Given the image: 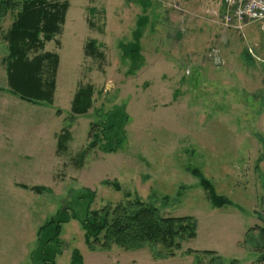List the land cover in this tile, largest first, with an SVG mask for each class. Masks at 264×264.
Segmentation results:
<instances>
[{"label":"rangeland","instance_id":"374dc122","mask_svg":"<svg viewBox=\"0 0 264 264\" xmlns=\"http://www.w3.org/2000/svg\"><path fill=\"white\" fill-rule=\"evenodd\" d=\"M66 1L58 41L39 50L59 56L52 106L10 91L4 35L13 16L0 20V264H32L40 226L69 201L82 212L75 195L84 188L95 193L92 210L130 195L163 216L193 217L196 235L174 256L153 257L148 246L90 249L71 220L62 225L56 264H68L73 248L83 264H210L216 257L196 250L214 251L220 260L213 264H264L250 244L251 228L264 221V62H225L218 38L231 27L217 13L220 1ZM143 16V65L131 70L120 45L132 41ZM87 86L91 107L72 120V97ZM118 107L128 117L123 146L86 151L90 122ZM65 129L69 140L57 150ZM200 178L229 204L214 207Z\"/></svg>","mask_w":264,"mask_h":264},{"label":"trees","instance_id":"16d2710c","mask_svg":"<svg viewBox=\"0 0 264 264\" xmlns=\"http://www.w3.org/2000/svg\"><path fill=\"white\" fill-rule=\"evenodd\" d=\"M68 6L66 0H0V20L9 15L13 16L4 35L9 52L6 68L10 91L20 99L33 104L52 106L59 56L57 52L39 50H43L46 42L57 40L56 36L61 33ZM146 19L145 16L140 17L133 31L132 41L120 45L123 57L130 60L131 70H137L143 65L140 39L144 33ZM95 45L93 39L88 40L85 52L93 51ZM30 52L37 53L31 56ZM92 90L91 86H87L74 93L68 111L72 120L86 114L90 109ZM59 113L61 110L57 109L56 114ZM127 121L126 113L118 107L101 117L99 122H90L86 151H117L125 142L124 126ZM68 132L69 130L65 129L62 134H57V150L63 149L69 140ZM200 180L208 192V200L214 207L229 204L227 199L211 191L206 180ZM21 187L35 192L45 190V187L39 186ZM94 194V191L87 188L82 189L75 195L76 204L79 200L83 201L80 206L82 212L75 211L72 207L73 201H69L66 207L58 209L40 226L37 231V246L31 254L32 264H56V256L60 253L62 225L71 220L80 224L85 244L90 249L108 251L115 246L123 251H133L148 246L154 251L153 257L174 256L175 252L181 249L182 242L196 235V222L193 217L163 216L157 208L144 203L138 197L130 198V195H127L123 203L92 210ZM251 231V248L260 258H264V221L262 226L253 227ZM156 248L163 253L156 251ZM185 250L187 253L193 252L191 249ZM196 252L207 256L215 255V258L210 259V264L214 263L213 260H220L214 251ZM201 261L197 259L195 264ZM68 264H83L82 254L77 248L71 250Z\"/></svg>","mask_w":264,"mask_h":264},{"label":"crops","instance_id":"0c3cea01","mask_svg":"<svg viewBox=\"0 0 264 264\" xmlns=\"http://www.w3.org/2000/svg\"><path fill=\"white\" fill-rule=\"evenodd\" d=\"M214 11L211 12L215 13ZM217 13L221 15L222 8ZM220 33L218 41L225 62L230 61L229 64L248 67L252 64V60L264 62V35L260 31L258 23L247 24L242 30L221 27ZM218 58L221 60L220 56ZM55 153L57 154V151Z\"/></svg>","mask_w":264,"mask_h":264},{"label":"built area","instance_id":"2783aa9c","mask_svg":"<svg viewBox=\"0 0 264 264\" xmlns=\"http://www.w3.org/2000/svg\"><path fill=\"white\" fill-rule=\"evenodd\" d=\"M218 1L222 6L220 18L224 26L242 30L247 24L258 23L261 33L264 34V0Z\"/></svg>","mask_w":264,"mask_h":264}]
</instances>
